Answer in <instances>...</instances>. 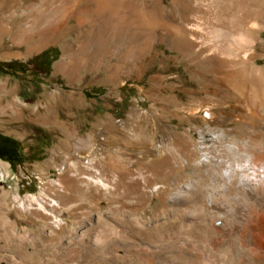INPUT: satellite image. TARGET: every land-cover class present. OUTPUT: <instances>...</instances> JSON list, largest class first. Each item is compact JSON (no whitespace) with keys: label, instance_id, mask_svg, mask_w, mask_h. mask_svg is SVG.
I'll return each mask as SVG.
<instances>
[{"label":"rangeland","instance_id":"rangeland-1","mask_svg":"<svg viewBox=\"0 0 264 264\" xmlns=\"http://www.w3.org/2000/svg\"><path fill=\"white\" fill-rule=\"evenodd\" d=\"M225 1L160 0L177 4L174 21L222 53L227 69L263 67L264 0ZM86 3L94 9L90 0H0V133L25 156L0 159V264H264V101L237 106L232 89L215 88L209 52L192 46L188 54L203 61L185 70L170 36L145 47L138 37L126 52L125 34H108L107 12L86 35L85 17L95 13L80 11ZM42 43L54 57L13 54ZM9 61L28 69H6ZM156 134L166 150L160 164L150 149ZM101 154L113 155L111 173L133 175L134 202H69L52 213L59 223L15 210L45 194L41 180H57L66 161L77 167Z\"/></svg>","mask_w":264,"mask_h":264},{"label":"bare ground","instance_id":"bare-ground-1","mask_svg":"<svg viewBox=\"0 0 264 264\" xmlns=\"http://www.w3.org/2000/svg\"><path fill=\"white\" fill-rule=\"evenodd\" d=\"M70 1L71 3H73V1L76 2L80 0H73V1L70 0ZM90 1H92V3L94 2V6H95L94 9H92L91 5H87V3L86 5L80 6L81 7L80 11L81 9L84 10L90 8L91 11L93 10L95 12V13L88 12L89 13L88 18L85 17L84 22L88 23L87 26L88 28L87 29L84 28L86 35L95 34L94 31L95 28L93 29V27H95L98 24L99 22L98 19L100 20V18L104 16L103 15L99 17L100 14L102 12H107L106 13L107 19L105 20V23L107 22L106 29L107 31H109V33L108 32L107 33L110 35L116 34L119 37H124L125 34L127 41H129V43L125 44L127 48L126 52H129L133 49L134 42L138 37L142 38L141 46L145 47V45L149 44L151 40L163 41L164 39L168 38V36H170L169 39H171L173 49L175 48L182 55H186L188 65L186 66L184 65L186 67L185 70L194 73V70L192 69L191 65L203 61L197 57L198 52L196 53L197 56L195 55L191 56L188 54V51L192 46L197 47L198 48L197 50L200 51L201 54L205 52H209L208 54L209 70L214 71L218 76H220L219 78L220 80L218 83H216L215 88L219 89L220 91L229 88L232 89L237 106L240 107V106L252 105L257 107L259 106L260 103L264 101V66L263 67L251 66L249 72L247 71L246 73H243L240 68L231 69V70L227 69L226 68L227 66H225L226 62L224 63V58L221 57L222 53H220V55L218 54L219 52L214 53L211 50H209L208 47H206L205 45L198 44L195 39L188 38L187 34L185 33L184 20L181 19L179 23L174 21L175 17L181 18V15L177 11L178 9L177 4H173L170 8H166L161 5L160 0H155L154 5L150 7L147 6L145 3H143L142 6L136 5L135 0H90ZM173 1L177 2V0H172V2ZM226 2L228 1H225L223 3L226 5ZM236 11H239V9ZM244 13L243 15H245ZM225 15L226 13L220 14L221 21L231 22L233 23L234 27H239L240 23L239 21H237V18H234L232 22L230 21V19L227 18L228 16L226 17ZM76 18L80 20V17H76ZM239 20L241 19L239 18ZM226 31H230V30H227V28H223L224 34L227 33ZM17 34L10 36L13 42L17 39L16 38L18 36ZM222 40H224V38H222ZM43 43L35 47L27 48L25 54L19 52L13 54L17 57L21 55L25 57L33 51H40V49L43 46ZM108 54H111V51ZM252 58L254 59L255 57L253 56ZM176 76L180 80V75L179 76L176 75ZM190 79L191 82L193 79L192 77ZM247 79H249V81ZM181 91L182 92L187 91V88L185 89V87H182ZM198 105L194 108L188 109V111L190 113H195L199 108ZM124 124H125L124 122L120 123L121 127ZM159 137L160 136L158 134L155 135V140L153 141V143H151L150 149L152 152H154V155L157 158H159L157 163L160 164L159 162L160 158H165L164 153L166 150L164 149V145L162 141L159 139ZM179 142L181 141L176 140V143ZM100 147L101 146L97 145V149L100 150ZM83 161L84 162L83 163L80 162V164H78L77 167L72 162L66 161L63 166L58 168L59 173L57 180L55 181L41 180L40 182L41 188L45 194L40 195L39 197H34L29 195L24 199L18 200L15 206V210L21 215H23L24 213L26 214L33 213L40 217L51 218L55 220L57 223H59L60 220L57 218V216L53 217L52 213L55 214V212H57L56 208L58 206L66 205L69 202L72 203L75 201L78 204H80L81 207H84L86 205L97 204L101 201L102 198L106 200L109 206L116 208L118 206H121L122 204L125 203L129 204L135 201L136 198L135 196L137 191L136 192L134 191V187L132 184L134 180L133 175H128L127 178L126 177L121 178L117 176L116 173L114 174L111 173L110 171L111 167L109 166V164L112 161H114L113 155L108 154L107 157H104L103 154H101L99 156L98 155L93 156L92 158L89 159L83 158ZM120 168L123 171L125 170V167L123 165H119L118 170H120ZM1 225L6 226V222L4 220L3 221L1 220L0 226ZM252 261L255 264H261V262L259 261L258 262L256 260H252Z\"/></svg>","mask_w":264,"mask_h":264},{"label":"trees","instance_id":"trees-1","mask_svg":"<svg viewBox=\"0 0 264 264\" xmlns=\"http://www.w3.org/2000/svg\"><path fill=\"white\" fill-rule=\"evenodd\" d=\"M50 53H53L52 56ZM56 52L51 49H45L40 51L38 54L34 56V59L36 63L40 60H46L50 56L54 57ZM15 63L14 61H9L3 63L4 67L6 69H12V71H19L20 73L24 74L27 71V66L23 62H16V67L12 68L11 65ZM0 71L5 72L6 70H3L0 68ZM10 73H14V72ZM0 159H3L10 164H21L25 160V156L21 153V147L15 139L12 137H9L7 135L0 133Z\"/></svg>","mask_w":264,"mask_h":264}]
</instances>
